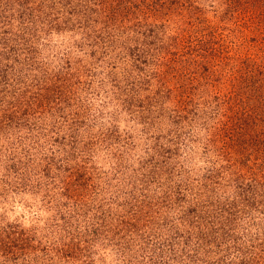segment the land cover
Listing matches in <instances>:
<instances>
[{
    "label": "rangeland",
    "instance_id": "1",
    "mask_svg": "<svg viewBox=\"0 0 264 264\" xmlns=\"http://www.w3.org/2000/svg\"><path fill=\"white\" fill-rule=\"evenodd\" d=\"M0 264H264V0H0Z\"/></svg>",
    "mask_w": 264,
    "mask_h": 264
}]
</instances>
